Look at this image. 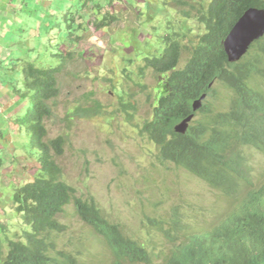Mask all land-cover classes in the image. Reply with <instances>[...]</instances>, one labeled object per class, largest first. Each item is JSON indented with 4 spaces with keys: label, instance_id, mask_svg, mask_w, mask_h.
Wrapping results in <instances>:
<instances>
[{
    "label": "trees",
    "instance_id": "obj_1",
    "mask_svg": "<svg viewBox=\"0 0 264 264\" xmlns=\"http://www.w3.org/2000/svg\"><path fill=\"white\" fill-rule=\"evenodd\" d=\"M122 3L65 0L61 4L65 11V27L59 28L58 35H63L61 41H52L54 33L50 34L54 32L50 30L51 17L57 16V9L47 6L45 14L37 19L48 32L42 43H48L47 52L55 64L40 66L35 60H24L17 69L22 73L24 89L15 87V92L29 99V107L23 116L14 118V123L26 134L28 153L37 168L31 181L12 188L11 203L25 229L19 237L6 239L7 249L5 254L0 252V264H80L78 251L59 246L60 235L68 230L60 216L67 213L68 206L92 236L108 248L109 260L102 264H264V184H251L253 188L239 205L205 232L191 230L175 211L170 219L147 220L149 228L164 240L157 249L124 232L121 224L104 214L93 196L79 195L63 178L56 159L63 155L67 137H48L46 121L59 105L61 81L74 74L69 67L83 57L77 46L92 31L114 24L121 8L114 11L111 6L117 8ZM163 4L172 12L161 26L156 50L143 56L140 70L151 69L165 76L166 92L158 97L152 118L139 130L157 145L162 160H172L214 182L208 185L222 190L233 201L243 193L240 184L222 183L237 169L236 147L250 142L264 149V135L251 113L263 98V90L253 80L259 72L264 73V37L252 45L248 56L232 63L227 60L223 42L241 14L252 6L264 8V0H163ZM179 21L182 29L175 23ZM183 54L187 57L180 66ZM0 64L7 63L0 60ZM218 82L233 90L231 112H212L204 104L185 134L175 132L174 125L193 111V100L205 91L215 96L214 84ZM125 108L131 118L133 111L127 108L132 106ZM93 110L92 106H77L71 116L89 117Z\"/></svg>",
    "mask_w": 264,
    "mask_h": 264
},
{
    "label": "rangeland",
    "instance_id": "obj_2",
    "mask_svg": "<svg viewBox=\"0 0 264 264\" xmlns=\"http://www.w3.org/2000/svg\"><path fill=\"white\" fill-rule=\"evenodd\" d=\"M63 1L54 0V4L48 5L49 9H57V16L51 17L53 26L50 30L54 31L50 33H54L52 41L64 38L62 34L60 38L58 36L59 28L65 27V11L61 10ZM126 1L131 4H122L117 8L111 6L114 11L121 8L117 12L119 20L111 29L92 31L77 46L83 51L84 58H77L69 67L74 74L61 81L59 105L54 116L46 121V126L48 137L58 134L67 137L64 153L57 158L65 181L79 195L93 196L104 214L121 224L128 235L159 249L164 240L159 232L149 228L148 219L169 218L172 209L178 207L183 216L190 218L191 225L201 228L222 218L231 206V198L174 164L159 162L155 146L137 130V126L151 117L155 98L163 91V77L160 74L140 70L141 56L146 50L156 49L157 35L162 30L153 26L160 28L172 11L169 5L163 4V0ZM7 2L3 0L2 4ZM11 2L18 4L17 1ZM38 2L41 1L36 0ZM42 2L46 6L50 0ZM13 4L7 11H2L0 7V25L7 27L1 30L13 33L8 39L9 48L16 46L13 43L24 40V33L30 31V27L38 35L42 32L47 40L45 25L34 20L35 16L30 19L32 13L42 17L45 10L40 8L33 11L32 7L22 10ZM46 21L44 19L43 23L46 24ZM175 23L182 29L180 21ZM6 44V41L1 43L2 46ZM46 46L48 43L45 41L41 44L39 36H36L25 53H13L12 57L0 53V60L7 63L0 64V74L11 67L13 70L15 62L19 68L25 58L39 60L37 63L40 66L55 64ZM186 57L187 54L182 55L183 59ZM15 76L20 81L15 84L23 86L21 71ZM2 79L10 84V76ZM1 90L10 98L13 86L8 88L10 93L6 88ZM10 102L0 101V129L4 132L0 138V155L4 160L0 165V225L3 230L0 234V252L3 254L7 249L6 239L19 237L25 229L11 203L12 188L19 182L32 179V166L36 163L31 158L21 160L25 154L22 146L26 139L8 128L9 118L20 116L24 107L29 106V99L20 98ZM126 105L134 110L131 118L124 111ZM77 106H92L94 114L87 118L72 117L71 111ZM13 146V150L8 148ZM249 161L255 170L264 168V156L261 154L250 153ZM67 210L60 216V220L68 225V230L60 235L59 246L78 251L80 264L107 262L109 250L105 243L93 237L88 227L73 216L71 206Z\"/></svg>",
    "mask_w": 264,
    "mask_h": 264
},
{
    "label": "clouds",
    "instance_id": "obj_3",
    "mask_svg": "<svg viewBox=\"0 0 264 264\" xmlns=\"http://www.w3.org/2000/svg\"><path fill=\"white\" fill-rule=\"evenodd\" d=\"M99 1V0H97ZM109 1V0H108ZM108 1H99V2H108ZM123 3L122 4H127V5H130L131 3H129V1H126V0H121ZM126 2V3H124ZM114 3V2H112ZM121 4V5H122ZM250 9H256V10H259V11H262L264 13V8H260V7H256V6H252V7H249L247 8L242 14L241 16L237 19V21L234 23V25L232 26V28L230 29V31L228 32L227 36L225 37L224 39V42H223V48H224V52L227 56V60L229 62H239L241 61L242 59H244L246 56H248V54L251 52L252 50V45L258 41L259 39L263 38L264 37V28L262 30V32L257 36V37H254L253 39H251L249 41V43H247L246 45L244 44L243 47V51L238 55V57L236 58H230L229 57V54L227 52V49H226V42H227V39L230 35V32L232 31L233 27L235 26V24L238 22V20L243 16V14L250 10ZM118 20H119V17H118ZM117 20V21H118ZM116 21V22H117ZM166 21L167 19L163 22V24H161V26H163L164 24H166ZM115 22V23H116ZM113 25V24H112ZM112 25L109 27V28H104V29H101L100 31H104L105 29H111ZM160 26V25H158ZM154 29H160L162 30V28H155L156 26H153ZM61 30V29H60ZM158 31V30H157ZM158 36V35H157ZM242 47V48H243ZM34 48V47H32ZM148 48H151L150 46H148ZM156 49H149V50H146V52L144 53L143 56L147 55L149 52H153L155 51ZM83 56V54H82ZM143 56H141L143 58ZM27 57V56H26ZM23 59V57L21 58ZM24 60L26 61H30V60H34L33 58H25L23 59V61H21L20 63V66L19 68H21V65L23 64ZM142 60V59H141ZM184 60L183 58H181V61H180V66H182L184 64ZM36 63L39 61V60H35ZM17 64L18 63H13L14 66L17 67ZM38 64V63H37ZM17 68V69H19ZM145 70V69H144ZM146 70H151V69H146ZM152 71V70H151ZM153 72V71H152ZM156 74V73H155ZM161 77H163V91L158 93L157 94V97L155 98V102L153 103V109L154 107L157 105V102L159 100V96H161L163 93H165V85H164V80H165V76H163L162 74H160ZM15 78V79H14ZM1 81L3 82V79H1ZM0 81V82H1ZM23 82V76H22V80ZM10 84H14L15 86L13 87V91H12V96H14V93L15 92V87L17 88H20L23 90L24 87L23 86H18V84H15V83H18L20 82L19 79L17 77H11V79L8 81ZM253 84L254 85H257L259 86L262 90H263V98H262V101L260 102V104L254 108L253 110H251V113H252V120L254 122V124L256 125L257 129L260 130L262 132V134L264 135V73L261 75L260 72L258 73V76L255 77V79L253 80ZM212 85V83H210L208 86L210 87ZM215 86V96L212 94V92H209V91H205V92H202L197 98H195L192 102V112L190 114H188L187 116H185L184 118H182L180 121H178L175 125H174V131L177 132V133H180V134H185L191 124V122L196 118L198 117L199 115L196 116V113L202 108V106L204 104H207L211 107L212 109V112H218V111H221V113H225V112H228L230 113L231 112V109H232V102H231V99L234 98V95H233V90H231L228 86H225L223 84H220L219 82L218 83H215L214 84ZM16 99H20V98H23V97H20L17 93H16ZM27 98V97H25ZM28 99V98H27ZM29 106H25L24 107V111L21 113L20 116H23V114L26 112V109L28 108ZM79 107V106H78ZM153 109H152V115H153ZM94 111L93 110V114H94ZM130 111V110H128ZM134 112V110L132 109L130 112ZM210 112V113H212ZM92 114V115H93ZM133 114V113H132ZM152 115L149 119L147 120H150L152 118ZM19 115H16V117H18ZM128 116V114H127ZM132 117V116H131ZM82 118H87V117H82ZM130 118V117H129ZM10 121L8 122V128L14 132L15 134H18L20 133V137H24L26 139V143L24 146H22L23 150L25 151V154H23L21 157L23 159L25 158H31V159H34V157L32 155H30V153H28V150H29V146H28V139H27V136L26 134L22 131V130H19L17 129L16 127V124L14 123V119L12 118H9ZM146 121V120H145ZM144 121V122H145ZM143 122V123H144ZM185 123V127H184V130L183 131H179L177 130V126L180 125L181 123ZM142 123V124H143ZM142 125H140L139 127H141ZM139 127L137 126V130H139ZM15 129V130H14ZM140 132V130H139ZM141 133V132H140ZM142 134V133H141ZM143 136H145L149 142H151L155 148H156V151H157V159L159 162H161L162 164L168 162V163H172L174 164L177 168H181L183 170H185L186 172H188L189 174L195 176L196 178H198L201 182L205 183V184H215L214 182L206 179L205 177L203 176H200L198 174H196L195 172L193 171H190L188 170L186 167H184L183 165H180V164H177L175 163L174 161H170V160H162L160 158V151H159V148L157 147V145L151 141L145 134H142ZM4 136V132H3V129H0V138H2ZM10 150H13L14 149V146L12 148L8 147ZM9 151V150H8ZM236 151V156H237V169L235 171H233L229 176H228V179L222 183V184H240V189H243V193L242 195L238 198V199H235L232 201V199L230 200V207L228 209V211L223 215L222 218L218 219V221L216 222H213V223H210L208 224L207 226L205 225L204 227H201V228H198L196 227L195 225H191L190 224V218L188 216H183L182 215V212L179 210L178 207H174L172 209V212H171V216L169 218H163V219H170L172 217V213L173 211H175V213H177L179 219L181 218H184L186 223H187V227L189 228H192L191 230L193 231H202V232H205V231H208L209 229H211L212 227L218 225L220 222H222L224 220V218L226 216H228L229 213H231L238 205L239 203L242 201V199L245 198V194L248 193L250 191V189H252L253 187H260L261 185L264 184V168L261 170V171H258V170H255V168L252 166V164L250 163L249 161V154L250 153H257V154H261L262 156H264V149H260L258 147H256L255 144L253 143H250V142H243V144H240L239 146L236 147L235 149ZM10 152V151H9ZM11 155V154H9ZM26 155V157L24 156ZM12 157V155H11ZM61 157V156H60ZM59 158V157H58ZM14 160V158L12 157V161ZM57 160V159H56ZM3 157H1L0 155V165L2 164L3 162ZM29 160H27L26 162H28ZM20 161H17V163H19ZM36 162V161H35ZM58 162V161H57ZM25 163V162H24ZM59 163V162H58ZM28 164H25V166H27ZM18 166V165H17ZM32 168L34 169L33 171V176H32V179L34 178L35 174H36V168H37V162L35 164H33ZM23 171V170H22ZM64 178V177H63ZM32 179H28L27 181H24V182H19V184H24V183H27L29 181H31ZM251 184L253 185V187L251 186ZM255 184H258L257 186H255ZM209 186V185H208ZM210 187V186H209ZM213 188V187H211ZM239 188V186H238ZM213 189H216V190H220V189H217V188H213ZM239 189V191H240ZM222 191V190H220ZM238 191V192H239ZM222 193H224L222 191ZM225 194V193H224ZM226 196H228L227 194H225ZM229 197V196H228ZM149 220H156V221H160L162 219H148V222ZM147 222V223H148ZM150 223V222H149ZM148 223V224H149ZM150 225V224H149ZM160 234V233H159ZM170 245V244H168ZM171 246V245H170ZM169 246V247H170Z\"/></svg>",
    "mask_w": 264,
    "mask_h": 264
},
{
    "label": "crops",
    "instance_id": "obj_4",
    "mask_svg": "<svg viewBox=\"0 0 264 264\" xmlns=\"http://www.w3.org/2000/svg\"><path fill=\"white\" fill-rule=\"evenodd\" d=\"M7 1L8 2L4 5V4H2L3 0H0V5H1L0 7L2 8V11H4V10L7 11L8 10L7 8H9L13 4L11 2L12 0H7ZM13 1H17L18 2V4H13L14 7H16L18 5L20 7V9H22V10H23L24 7H26V8L32 7L33 8V11H35V9H37V8L40 9L41 8L40 6H44L45 8H43V9L45 10L46 7L49 4H51V3L54 2V0H50V2H47L46 3V6H45V4L42 2V0H39L41 2H38V3H36V0H30V1H27V0H13ZM47 13L49 14V12H47ZM36 16H37L36 13H32L30 19H32V17H34V20L35 19L37 20L38 18H41V17H38V16H37L38 18H36ZM46 18H47V16H46ZM2 24H4V23H2ZM2 26L3 25H0V31H1V35H0V46H1L0 47V53H2L4 50H7L6 55H8L10 57H12L13 53H14V55L18 54L19 52L25 53V49L28 48V45H30V41H34V39H35L36 36H39V40H41V44H42L43 39H44V36H45L42 32H41V34L39 33V35H38V32H33V28L30 27L31 30L28 31L27 33H24V38H22L24 40H22V41L19 40L18 42L13 43L12 45H16V46H14L13 48H9L10 47V41L8 39L12 36L13 33L12 32H8L7 30L4 32L3 30H5L7 27H6V25L3 26V27ZM18 28H19V26H18ZM1 29H3V30H1ZM30 35L32 36V39H31ZM3 41H6L7 42V44L5 46H2L1 45V43ZM13 51H15V52H13ZM11 68H10V70L4 71L3 72V74L5 73L4 75L3 74L2 75L0 74V81L4 77L7 78L8 76H10V78H11L13 76V74H15V75L18 74L17 67L16 66L13 67V70ZM15 75H14V77H16ZM1 83H3V85ZM1 83H0V96H1L0 101H4L5 100V102H8L9 100H11V102H14L16 100V97H14V96L11 95L10 98H12V97L13 98L10 99L7 96V93L6 92L5 93H2L1 92L2 91L1 88H6L7 92L10 93L9 90H8V88L11 87V86L14 87L15 85L14 84H11V85L9 84L8 85L6 82L4 83L2 81H1Z\"/></svg>",
    "mask_w": 264,
    "mask_h": 264
},
{
    "label": "water",
    "instance_id": "obj_5",
    "mask_svg": "<svg viewBox=\"0 0 264 264\" xmlns=\"http://www.w3.org/2000/svg\"><path fill=\"white\" fill-rule=\"evenodd\" d=\"M264 28V13L256 9L246 11L233 27L226 42V49L230 58H236L243 51V45L257 37ZM243 47V48H242ZM185 123L177 126L183 131Z\"/></svg>",
    "mask_w": 264,
    "mask_h": 264
}]
</instances>
